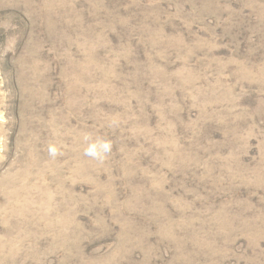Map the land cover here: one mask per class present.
Wrapping results in <instances>:
<instances>
[{
    "label": "rangeland",
    "instance_id": "374dc122",
    "mask_svg": "<svg viewBox=\"0 0 264 264\" xmlns=\"http://www.w3.org/2000/svg\"><path fill=\"white\" fill-rule=\"evenodd\" d=\"M0 264H264V0H0Z\"/></svg>",
    "mask_w": 264,
    "mask_h": 264
},
{
    "label": "clouds",
    "instance_id": "9594fccd",
    "mask_svg": "<svg viewBox=\"0 0 264 264\" xmlns=\"http://www.w3.org/2000/svg\"><path fill=\"white\" fill-rule=\"evenodd\" d=\"M86 147L84 148V155L94 160L103 162L112 150V143L110 140L102 137H93L92 134L86 133L83 137ZM48 154L55 159L61 153L54 144L48 146Z\"/></svg>",
    "mask_w": 264,
    "mask_h": 264
}]
</instances>
